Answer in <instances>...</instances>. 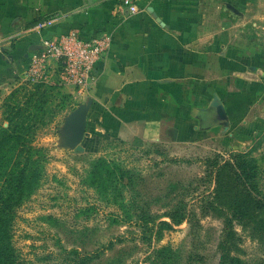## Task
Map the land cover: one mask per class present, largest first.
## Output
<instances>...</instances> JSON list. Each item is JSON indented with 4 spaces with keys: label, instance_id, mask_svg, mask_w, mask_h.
Segmentation results:
<instances>
[{
    "label": "rangeland",
    "instance_id": "1",
    "mask_svg": "<svg viewBox=\"0 0 264 264\" xmlns=\"http://www.w3.org/2000/svg\"><path fill=\"white\" fill-rule=\"evenodd\" d=\"M206 6L202 22L234 23L218 32L222 55L242 57L221 63L228 125L198 112L188 139L77 151L50 84L23 80L4 101L0 130L22 144L0 150V264H264V0L221 18Z\"/></svg>",
    "mask_w": 264,
    "mask_h": 264
},
{
    "label": "crops",
    "instance_id": "2",
    "mask_svg": "<svg viewBox=\"0 0 264 264\" xmlns=\"http://www.w3.org/2000/svg\"><path fill=\"white\" fill-rule=\"evenodd\" d=\"M237 1L248 6L256 0H0V108L24 80L30 58L43 51L46 39L56 36L55 29L38 28L54 16L58 24L76 25L84 34L98 30L112 36L109 53L84 90L57 75L49 83L54 95L69 100L64 126L75 112L87 109L82 147L110 136L150 144L168 142L174 134L181 139L198 135L204 123L198 112H208L213 124H220L216 98L229 120L222 100L229 87L222 86L220 78L230 66L222 69L221 63L242 59L222 55L226 44H221L218 32L234 23L202 22L209 14L206 3L221 18L222 5ZM250 14L248 9L245 18ZM211 96L209 109L205 103ZM65 129L77 150L71 130ZM64 140L62 135L56 143Z\"/></svg>",
    "mask_w": 264,
    "mask_h": 264
},
{
    "label": "built area",
    "instance_id": "3",
    "mask_svg": "<svg viewBox=\"0 0 264 264\" xmlns=\"http://www.w3.org/2000/svg\"><path fill=\"white\" fill-rule=\"evenodd\" d=\"M131 11L136 12V6L132 5ZM57 20L53 16L38 24L41 30L55 29L56 36L46 39L43 51L30 58L23 79L32 84H49L57 75L62 82L84 90L94 79L98 64L109 53L112 36L98 30L84 34L78 26L68 28Z\"/></svg>",
    "mask_w": 264,
    "mask_h": 264
},
{
    "label": "water",
    "instance_id": "4",
    "mask_svg": "<svg viewBox=\"0 0 264 264\" xmlns=\"http://www.w3.org/2000/svg\"><path fill=\"white\" fill-rule=\"evenodd\" d=\"M214 106L217 109V119L221 122H224L226 125L229 124L228 115L224 108V105L216 98V102ZM65 126L69 128L73 134V138L75 143L79 146L78 150H81V146L79 145L86 133L87 126V109L81 108L77 112L72 115L71 119H68L65 122Z\"/></svg>",
    "mask_w": 264,
    "mask_h": 264
},
{
    "label": "trees",
    "instance_id": "5",
    "mask_svg": "<svg viewBox=\"0 0 264 264\" xmlns=\"http://www.w3.org/2000/svg\"><path fill=\"white\" fill-rule=\"evenodd\" d=\"M44 85H46V84H44V83H40V84H38V85H36V87H37V89H41L42 88V86H44ZM48 88H49V90L48 91H53V87L50 85V86H47ZM16 92V91H15ZM15 92L12 94V95H10L11 97L10 98H8V99H12L13 97H14V94H15ZM7 99V98H6ZM7 105V104H6ZM5 105V106H6ZM7 108H8V112H9V116L11 117V115L10 114H12V112L13 111H15L16 113L15 114H21V112H22V108L20 107V108H18V107H10V106H7ZM9 116H8V120H9V127L10 128H12V127H18L17 126V124L16 123H13V118H9ZM9 130H7V129H5V128H2L1 130H0V150H2V149H4V148H6V147H8L7 146V144L10 146V145H13V146H15V149H17L18 148V146H19V144L21 145L22 143H21V140L19 141V139L18 138H16V137H14L13 135L12 136H8L9 134ZM17 140V141H16ZM16 142V143H15ZM20 142V143H19ZM10 148V147H9ZM0 161L1 162H3V161H5V158H0ZM23 175H25V173H24V171H23Z\"/></svg>",
    "mask_w": 264,
    "mask_h": 264
}]
</instances>
